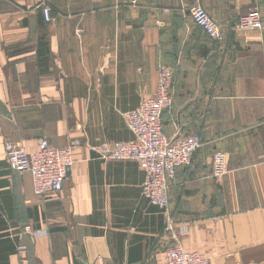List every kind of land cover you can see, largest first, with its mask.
Returning a JSON list of instances; mask_svg holds the SVG:
<instances>
[{"label":"crops","instance_id":"obj_1","mask_svg":"<svg viewBox=\"0 0 264 264\" xmlns=\"http://www.w3.org/2000/svg\"><path fill=\"white\" fill-rule=\"evenodd\" d=\"M196 1L223 43L191 20ZM254 9L264 22V0H0V264H20L21 246L30 264H163L174 236L210 264H264V28L237 27ZM161 66L174 72L165 135L202 140L170 187L172 231L142 196L141 167L93 150L134 138L123 114L156 94ZM42 140L75 145L46 199L7 163ZM219 152L228 174L215 180Z\"/></svg>","mask_w":264,"mask_h":264},{"label":"built area","instance_id":"obj_2","mask_svg":"<svg viewBox=\"0 0 264 264\" xmlns=\"http://www.w3.org/2000/svg\"><path fill=\"white\" fill-rule=\"evenodd\" d=\"M42 14L46 23H55L57 17L52 7L44 5ZM193 23L201 28L209 39L223 43L225 36L221 26L213 20L207 10L196 1L188 8ZM238 29L242 32L262 31L264 22L259 10H250L240 16ZM174 72L168 66L159 69L156 94L143 101L135 110L123 114L128 129L134 138L130 141L103 143L93 150L102 161L135 162L145 173L142 196L151 205L160 208L168 216V230H173L170 217V187L181 169L193 165L196 154L202 147L199 135L168 138L163 130V115L173 105L172 88ZM74 144L52 147L42 140L37 151L29 152L21 145L7 151L9 168L17 173H29L33 180L34 193L46 199L63 190L74 166ZM228 174V159L224 153L213 158L212 178L220 180ZM26 234H32L30 227ZM175 246L169 248L163 264H210L199 252L187 251L177 236ZM20 264H30L27 247H20Z\"/></svg>","mask_w":264,"mask_h":264}]
</instances>
